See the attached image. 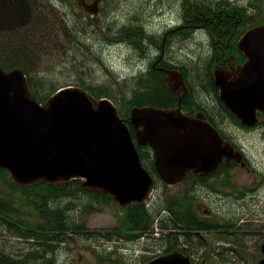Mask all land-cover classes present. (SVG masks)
<instances>
[{
    "label": "water",
    "instance_id": "obj_1",
    "mask_svg": "<svg viewBox=\"0 0 264 264\" xmlns=\"http://www.w3.org/2000/svg\"><path fill=\"white\" fill-rule=\"evenodd\" d=\"M237 48L245 64L232 78L230 73L215 71L214 84L226 110L249 130L264 114V26L244 34ZM164 72L174 87L186 93L181 75ZM130 120L137 144L152 149L154 168L166 185L180 183L190 172L208 177L224 159L234 158L246 166L243 155L205 123L201 114L195 119L185 117L180 103L176 110L134 108ZM3 170L20 188L79 180L85 191L104 193L121 208L145 204L155 188L142 167L127 124L110 100L96 101L71 86L39 104L20 69L5 71L0 67ZM261 250L264 255V246ZM146 264L191 263L188 257L173 252Z\"/></svg>",
    "mask_w": 264,
    "mask_h": 264
},
{
    "label": "trees",
    "instance_id": "obj_2",
    "mask_svg": "<svg viewBox=\"0 0 264 264\" xmlns=\"http://www.w3.org/2000/svg\"><path fill=\"white\" fill-rule=\"evenodd\" d=\"M73 7V4L70 5L65 0H0V67L5 71L20 69L26 77L31 94L39 104H44L58 90L64 88L52 82L43 83L40 74L36 73L39 57L48 48L58 53L59 42H63L64 48L66 46L68 50H74L75 54L80 48L83 51L82 56H85L81 33L87 29H83L81 23L85 24L84 28L92 27V24H86L81 15L71 9ZM260 26H264L263 18ZM54 42L55 46H58L53 47ZM236 44L237 41L232 43L231 51L236 52L240 63H245V57L237 52ZM142 62L146 61L142 59ZM185 63L192 90L180 104L182 114L187 117L185 111L188 106H184L187 100L194 99L195 104L199 105L207 98L212 107L206 112V123L225 141L230 142L227 135L216 125L218 123L230 121L248 130L241 126L218 100L217 88L212 84L210 61L182 64ZM125 83L130 86L128 97L120 93V90H115L114 93L108 84L91 87L81 82L75 88L86 91L96 101L106 98L112 102L119 118L127 124L142 167L152 177L156 187L162 180L153 167L152 149L137 144L130 115L134 108L176 110L177 98L166 87L161 73L154 70L147 73L138 72L133 74L131 79H126L121 84L114 82L112 85L120 86L121 89L123 84L126 86ZM218 117L222 118V121L217 122ZM226 117L227 120H224ZM262 122L264 114L258 117V123ZM226 169L223 166L218 173L222 171L224 178L230 179L228 174H224ZM205 181L208 179L188 173L182 182H192V186L198 188L201 184L204 186ZM82 185L81 181L76 180L56 185L45 183L20 188L13 184L8 172L0 171V264H62L57 258L61 250L66 254L70 253L71 257L69 263L63 264H73L74 242L80 245L90 241L115 243L123 239L126 243H136L141 238L160 240L153 236L155 230L161 234L164 247L167 238L176 241L177 237H182L183 234L193 237L196 232L202 231L204 225H209L206 219L198 217L195 209L197 199L191 193L195 192L193 189L180 196H171L164 205L160 203L154 211L146 208L148 201L145 204L122 208L115 227L106 230L93 229L88 225L89 216L116 203L104 193L85 191ZM198 247L199 245L196 248ZM200 247L203 248L201 243ZM158 251L160 250H153L156 257L163 256L165 250H162V254ZM95 257L100 261L109 260V255L102 252L95 253ZM150 261L152 260L146 263ZM114 264H125V260L119 259Z\"/></svg>",
    "mask_w": 264,
    "mask_h": 264
},
{
    "label": "flooded vegetation",
    "instance_id": "obj_3",
    "mask_svg": "<svg viewBox=\"0 0 264 264\" xmlns=\"http://www.w3.org/2000/svg\"><path fill=\"white\" fill-rule=\"evenodd\" d=\"M65 2L79 8L84 22L92 24L94 39L98 46L126 48L132 51L135 60H140L139 63H142V59L146 61V68L139 73H147L149 70L160 72L166 87L176 96L177 104H181L192 90L188 81V67L186 63L185 65L182 63L194 64L209 60L212 74L215 71H222L230 73L232 78V73L236 74L245 64L244 61L240 63L236 52L231 51L232 43L237 41L238 44L244 34L260 26L262 18L264 19V0H65ZM237 52H240L238 48ZM164 70L176 72L183 77L187 87L186 93H183L181 87L173 86ZM214 79L213 74L212 84ZM213 87L217 88L215 84ZM217 98L220 101L218 89ZM184 106H188L185 111L187 117L195 119L197 114H201L203 121L207 122L206 112L212 107L209 99H204L199 105L195 104L194 99L187 100ZM224 120H227V117ZM216 121H222V118L218 117ZM227 143L232 145L235 152L243 155L246 166L239 165L233 158L230 161L224 159L219 168L208 177L190 172L198 178L208 179L204 186L201 184L198 189H203L207 194L209 207L201 213L199 206L204 204L198 205L196 200L195 209L198 217L206 219L209 225H204L202 231L196 232L193 237L184 234L182 237L178 236L177 243L173 238H167L164 241L166 252L164 251L163 255L178 252L188 257L191 264H232L237 262V259L241 260V264H250L251 255L254 254V264L264 262L261 250L264 246L261 202L257 201L258 196L253 192L255 189L243 187L241 190L231 173L234 169H244L247 173L253 171L257 179H260V176L249 164L243 149L231 142ZM223 166L227 168L224 174H228L230 179L224 178L222 171L218 173ZM221 175L223 177L220 178ZM193 189L197 190L194 187ZM243 190L248 193L249 203H243L247 198ZM222 192L235 199L233 206L229 205L228 211L220 210L218 206L220 202L211 198L212 194ZM253 198L255 200H252ZM253 201L260 208L255 209V214L249 208ZM214 237L219 240L211 244L208 239ZM200 243L203 248L200 247Z\"/></svg>",
    "mask_w": 264,
    "mask_h": 264
},
{
    "label": "rangeland",
    "instance_id": "obj_4",
    "mask_svg": "<svg viewBox=\"0 0 264 264\" xmlns=\"http://www.w3.org/2000/svg\"><path fill=\"white\" fill-rule=\"evenodd\" d=\"M71 9H74V12L80 15L79 8L73 7ZM81 25L83 29H87L86 32L81 33L83 42L82 48L86 51L85 56H82L83 54L81 52L83 51H81L80 48L78 49L79 52L75 54L73 53L74 50L70 51L64 48L63 42H59L58 49L60 51L58 53H54L48 48V50L39 57V63L36 65V73L40 74L44 84H47L46 82H52L59 87H77L81 82L91 87L108 84L114 93L115 90H120V93L128 97L130 86H127V83H125L126 86L123 84L122 90L120 86L114 87L112 84L114 82L121 84L124 80L131 79L133 74L140 71L142 72L146 68L145 63H139L140 60H135L132 51L126 48L117 49L112 46H98L96 44V39H94L93 28L91 26L84 28L85 24H83V22ZM56 46H58V44H56ZM56 46L54 42L53 47ZM260 124L249 130H245L240 126L238 127L230 121H228V123H218L216 125L224 135H227L231 143L243 149L244 154L249 160V164L254 168L256 174L260 176V179H257L253 171L252 173H247L244 169H234L231 173L232 178L236 180L241 190L243 187L255 189L253 192L258 196L257 201L261 202L260 207L263 216H261V218H264V122ZM196 189L193 195L197 198L198 205L201 203L204 204V206H199L200 212L202 213L209 207V202L206 200L208 199L207 194L203 189ZM192 190V182H181L178 185L169 187L161 181L154 188V192L150 196V199L147 200L148 203L146 204V208L154 211L160 203L164 205L171 196H180ZM243 192L246 193L244 190ZM247 194L248 193H246V196ZM211 198L216 199L218 203L220 202L218 206H220V210L222 211L230 210L229 205L233 206V202L235 201L234 197H230V195L225 192L212 194ZM248 198L247 196L243 203H249L250 200H248ZM252 200L255 199L253 198ZM249 208H251L253 214H255V209H260L255 204V201L250 203ZM121 209L122 208L117 204L108 205L101 212L90 215L88 218V225L90 228L97 230L113 228L117 225L116 223L121 214ZM249 215L253 216L251 213H249ZM254 218H256L255 215ZM154 232L153 236H155V239L160 238V240L156 239V241H154L153 239L146 240L141 238V240L136 243H126L125 240L122 239L120 242L115 243H94L90 241V243L85 242V244L80 243V245L74 244V242L72 245V247H74V252L72 254L74 260L72 262L73 264H114L116 261L123 258L125 264L126 261H128L127 264H146L147 261L156 258V253L153 252V250H160L161 252H158L162 254V250L165 248V244L163 247V240L161 241V234L155 230ZM212 239H208L211 244L219 240L216 239V237ZM98 246L100 247L98 248ZM97 252L106 253V255H109V260L100 261V259L95 257V253ZM251 256L252 259L250 260V264H254V254ZM57 258L62 264L71 261L70 253L66 254L62 250ZM236 261L237 262H233L232 264H241V260L237 259Z\"/></svg>",
    "mask_w": 264,
    "mask_h": 264
}]
</instances>
